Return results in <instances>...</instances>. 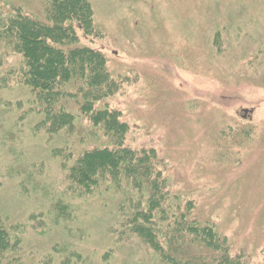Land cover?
Wrapping results in <instances>:
<instances>
[{"label":"rangeland","instance_id":"rangeland-1","mask_svg":"<svg viewBox=\"0 0 264 264\" xmlns=\"http://www.w3.org/2000/svg\"><path fill=\"white\" fill-rule=\"evenodd\" d=\"M44 1L0 0V19ZM89 1L90 30L75 27L73 46L105 58L116 90L103 101L128 125L124 146L153 149L170 210L210 226L242 264H264V0ZM1 49L0 228L12 246L19 237L8 262L164 264L124 222L136 194L68 179L107 137L85 118L35 128L29 89L11 75L20 57Z\"/></svg>","mask_w":264,"mask_h":264},{"label":"trees","instance_id":"trees-1","mask_svg":"<svg viewBox=\"0 0 264 264\" xmlns=\"http://www.w3.org/2000/svg\"><path fill=\"white\" fill-rule=\"evenodd\" d=\"M91 18L89 0H45L35 14L15 7L0 19L1 54L19 55L11 70L13 81L29 89L30 111L41 117L34 127L70 131L75 120L85 118L92 133L100 128L109 143L79 153L66 166L68 179L89 192L108 178L124 195L136 194L137 210L124 222L156 251L160 262L242 264L210 226L190 212L170 210L173 201L156 169L153 149L124 146L128 125L103 101L116 90L105 58L88 47L73 46L74 28L90 30ZM6 234L0 228V264H10L6 252L14 253L19 243L16 236L12 246Z\"/></svg>","mask_w":264,"mask_h":264},{"label":"water","instance_id":"water-1","mask_svg":"<svg viewBox=\"0 0 264 264\" xmlns=\"http://www.w3.org/2000/svg\"><path fill=\"white\" fill-rule=\"evenodd\" d=\"M243 112H244V113H247V109H243Z\"/></svg>","mask_w":264,"mask_h":264}]
</instances>
